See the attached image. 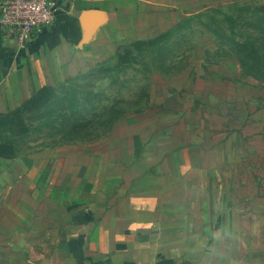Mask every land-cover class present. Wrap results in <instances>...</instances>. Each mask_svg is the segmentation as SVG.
<instances>
[{"label":"crops","instance_id":"1","mask_svg":"<svg viewBox=\"0 0 264 264\" xmlns=\"http://www.w3.org/2000/svg\"><path fill=\"white\" fill-rule=\"evenodd\" d=\"M228 3L264 0H55L54 22L26 46L0 28V113ZM73 7L96 12L87 43ZM155 116L143 132L115 125L92 143L0 156V264H264V238L248 239L242 207L224 203L229 186L170 147Z\"/></svg>","mask_w":264,"mask_h":264},{"label":"rangeland","instance_id":"2","mask_svg":"<svg viewBox=\"0 0 264 264\" xmlns=\"http://www.w3.org/2000/svg\"><path fill=\"white\" fill-rule=\"evenodd\" d=\"M245 5L202 7L174 27L169 39L135 51L132 63L119 65L116 56L74 77L68 92L60 90L65 102L58 100L53 113L30 117L32 133L23 146L92 143L115 125L122 132H143L156 115L151 124L170 147L179 142L183 159H197L204 174L219 175L222 186H229L232 199H222L229 208L242 207L254 226L248 239H263L264 80L243 70L236 52L237 43H252L251 53L264 58V14ZM70 92L96 121L72 142L63 114Z\"/></svg>","mask_w":264,"mask_h":264},{"label":"trees","instance_id":"3","mask_svg":"<svg viewBox=\"0 0 264 264\" xmlns=\"http://www.w3.org/2000/svg\"><path fill=\"white\" fill-rule=\"evenodd\" d=\"M245 9L254 10L258 13L264 14V4L251 6L245 5ZM181 23V22H179ZM178 23V24H179ZM175 25L174 27L178 26ZM170 30L158 35L155 38L149 40H139L133 42L129 47H126L123 53L118 54V64L128 65L135 60V51H141L145 48H150L160 44L169 39L171 36ZM238 51L236 52L239 62L243 70L248 74L256 76L264 80V58L260 54L251 53L253 50L252 43L239 44L237 43ZM66 85H61L57 88L51 86H44L39 89L30 99L20 104L16 109L9 112L0 113V132L7 133L8 135H2L0 142V156L4 158L15 157L19 150L17 145L25 142V140L32 133V126L28 122L33 114L50 110L53 113L52 107L57 104L60 96V90L68 92ZM70 102L64 105L65 111L64 120L69 123V135L68 142L75 140V135H80L86 131H89L96 123L95 118L92 115V111L87 107L80 108L79 98L77 94L69 93ZM64 98H61L62 102ZM68 109L70 112L67 113ZM61 112V111H60ZM91 114V115H90ZM90 115V116H89ZM59 143V142H58ZM62 143H66L64 140ZM51 145H60L53 143Z\"/></svg>","mask_w":264,"mask_h":264},{"label":"built area","instance_id":"4","mask_svg":"<svg viewBox=\"0 0 264 264\" xmlns=\"http://www.w3.org/2000/svg\"><path fill=\"white\" fill-rule=\"evenodd\" d=\"M55 0H0V28L21 47L54 22Z\"/></svg>","mask_w":264,"mask_h":264},{"label":"water","instance_id":"5","mask_svg":"<svg viewBox=\"0 0 264 264\" xmlns=\"http://www.w3.org/2000/svg\"><path fill=\"white\" fill-rule=\"evenodd\" d=\"M68 10V8H66ZM71 12L78 16L83 24V27H84V32H85V39H84V42L87 43L90 39V37L92 36V34L94 33L96 27L98 24L96 25H89L88 23V20L89 18L96 14V12L94 11H81L79 9H77L76 7H73L71 9ZM0 65H1V62H0Z\"/></svg>","mask_w":264,"mask_h":264}]
</instances>
